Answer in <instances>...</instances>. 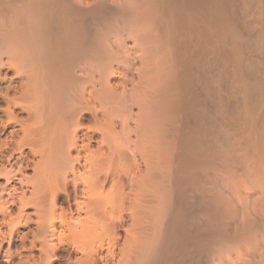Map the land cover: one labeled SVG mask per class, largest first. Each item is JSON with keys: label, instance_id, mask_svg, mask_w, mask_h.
I'll return each instance as SVG.
<instances>
[{"label": "bare ground", "instance_id": "1", "mask_svg": "<svg viewBox=\"0 0 264 264\" xmlns=\"http://www.w3.org/2000/svg\"><path fill=\"white\" fill-rule=\"evenodd\" d=\"M0 264H264V0H0Z\"/></svg>", "mask_w": 264, "mask_h": 264}]
</instances>
